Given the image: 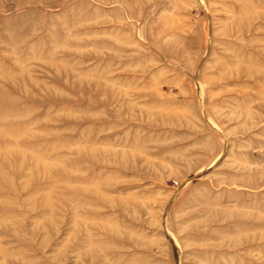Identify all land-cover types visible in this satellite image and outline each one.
Returning a JSON list of instances; mask_svg holds the SVG:
<instances>
[{"label": "rangeland", "instance_id": "374dc122", "mask_svg": "<svg viewBox=\"0 0 264 264\" xmlns=\"http://www.w3.org/2000/svg\"><path fill=\"white\" fill-rule=\"evenodd\" d=\"M0 264H264V0H0Z\"/></svg>", "mask_w": 264, "mask_h": 264}]
</instances>
